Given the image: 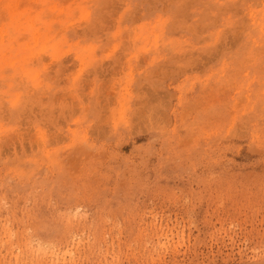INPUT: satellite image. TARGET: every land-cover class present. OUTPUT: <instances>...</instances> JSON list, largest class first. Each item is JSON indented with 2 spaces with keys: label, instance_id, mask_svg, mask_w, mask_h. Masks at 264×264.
<instances>
[{
  "label": "rangeland",
  "instance_id": "rangeland-1",
  "mask_svg": "<svg viewBox=\"0 0 264 264\" xmlns=\"http://www.w3.org/2000/svg\"><path fill=\"white\" fill-rule=\"evenodd\" d=\"M186 1L0 0V264H264V0Z\"/></svg>",
  "mask_w": 264,
  "mask_h": 264
},
{
  "label": "bare ground",
  "instance_id": "bare-ground-1",
  "mask_svg": "<svg viewBox=\"0 0 264 264\" xmlns=\"http://www.w3.org/2000/svg\"><path fill=\"white\" fill-rule=\"evenodd\" d=\"M187 1H188V0H187ZM187 1H186V3H187ZM196 1L198 2V0H196ZM196 1H195V2H196ZM200 1H202V0H200ZM203 1H204V0H203ZM206 1H207V0H206ZM218 1H219V0H218ZM218 1H217V2H218ZM109 2H111V1H109ZM189 2H191V0L188 1V3H189ZM224 2H225V1H224ZM177 3H178V1H177ZM179 3L181 4V2H179ZM200 3H201V2H200ZM219 3H220V2H219ZM219 3H217L216 5H218ZM222 3H223V1H222ZM180 4H179V6H180ZM192 4H193V1L191 2V4L189 3L190 8H191L192 6H194V5H192ZM194 4H195V3H194ZM207 4H208V3H207ZM209 4H210V3H209ZM212 4H213V3H212ZM184 5H186V4H184ZM191 5H192V6H191ZM201 5H202V4H201ZM203 5H204V3H203ZM213 5H214V4H213ZM198 6H199V5H198ZM208 6H209V5H208ZM51 7H52V6H51ZM186 7H187V6H186ZM210 7H211V6H210ZM228 7H229V6H228ZM55 8H56V7H55ZM178 8H180V7H178ZM190 8H188V9L190 10ZM216 8H217V7H216ZM231 8H232V7H231ZM203 9H204V8H203ZM233 9H234V8H233ZM189 10H187V12H186V11H184V12H185V13H188ZM206 10H207V9H206ZM206 10H205V11H206ZM178 11H179V10H178ZM182 11H183V10H182ZM101 12H102V11H101ZM185 13H183V14H185ZM202 13H203V12H202ZM204 13H205V12H204ZM178 14H179V13H178ZM200 14H201V13H200ZM103 15H104V14H103ZM136 15H137V14H136ZM188 15H189V13H188ZM203 15H204V14H203ZM207 15H208V14H207ZM100 16H101V15H100ZM191 16H192V15H191ZM199 16H200V15H199ZM208 16H209V15H208ZM208 16H207V18H208ZM102 17H104V16H102ZM181 17H183L182 14H181ZM205 17H206V16H205ZM132 18H133V17H132ZM132 18H131V19H132ZM178 18H179V15H178ZM202 18H203V17H202ZM133 19H134V18H133ZM135 19H136V18H135ZM175 19H176V18H175ZM184 19H185V18H184ZM187 19H188V18H187ZM198 19H201V16H200V18H198ZM127 20H130V19L128 18ZM135 21H137V19H136ZM173 21H174V20H173ZM176 21H177V20H176ZM193 21H194V20H193ZM198 21H199V20H198ZM204 21H205V20H204ZM206 21H207V20H206ZM206 21H205V23H206ZM215 21H216V20H215ZM215 21H214V22H215ZM114 22H115V21H114ZM183 22H184V21H183ZM186 22H188V21H186ZM186 22H185V23H186ZM202 22H203V20H202ZM131 23H132V22H131ZM178 23H179V21H178ZM198 23H199V22H198ZM198 23H196V24H198ZM207 23H208V22H207ZM200 24H201V23H200ZM200 24H199V26H202V25H200ZM91 25H92V24H91ZM131 25H132V24H131ZM174 25H176L175 22H174ZM174 25H173V26H174ZM207 25H209V24H207ZM210 25H211V24H210ZM96 26H97V25H96ZM128 26H129V25H128ZM178 26H179V25H178ZM184 26H185V25H184ZM194 26H195V25H194ZM196 28H197V27H196ZM39 30H40V29H39ZM88 33H89V32H88ZM11 59H12V58H11ZM41 59H42V58H41ZM12 60H13V61H12L13 63H12L11 61H10V63H12V65H13L15 68H17V66H19V67H20L19 71H22V72L25 73V75L28 76V77H31V76L33 75V71L30 70V69L27 70L25 65L20 66V64H18V63L15 64L14 61L16 60V58H14V59H12ZM30 60H31V59H30ZM41 61H43V60H41ZM3 62H4V61H2V63H3ZM41 63H42V62H41ZM19 67H18V68H19ZM15 72H18V71L15 70ZM41 77H42V76H41ZM21 78H22V77H21ZM23 80H24V79H23ZM17 81H19V80H17ZM15 82H16V81H15ZM16 83H20V82H16ZM20 85H22V84H20ZM28 85H29V84H28ZM29 86H30V85H29ZM44 86H45V85H44ZM22 87H23V86H22ZM27 89H28V88H27ZM29 89H30V88H29ZM19 90H20V88H19ZM41 90H42V89H41ZM43 90H44V89H43ZM32 91H33V90H32ZM38 91H39V89H38ZM38 91H37V92H38ZM16 92H17V91H16ZM32 93H33V92H32ZM43 93H44V92H43ZM25 95H26V94H25ZM30 95H31V94H30ZM35 95H36V94H35ZM38 96H39V95H38ZM28 97H29V96H28ZM41 97H42V96H41ZM41 97H40V98H41ZM31 98L33 99L34 97H31ZM40 98H39V99H40ZM23 99H24V98H23ZM25 99H26V98H25ZM28 99H29V98H28ZM26 100H27V99H26ZM35 100H36V99H35ZM23 101H24V100H23ZM23 101H22V104H25V103H23ZM27 101H28V100H27ZM27 101H25V102H27ZM30 101H31V100H30ZM32 102H33V101H32ZM28 103H29V101H28ZM28 103H26V104H28ZM26 104H25V106H26ZM30 104H31V103H30ZM36 104H37V103H36ZM31 106H32V105H31ZM35 106H36V105H35ZM40 106H41V105H40ZM20 107H21V106H20ZM27 107H29V105H28ZM5 108H6V107H5ZM7 108H8V107H7ZM29 108H30V107H29ZM33 108H34V107H33ZM24 109H25V108H24ZM34 109H35V108H34ZM10 110H11V109H10ZM25 110H26V109H25ZM36 110H38V107H37ZM0 111H1V110H0ZM34 111H35V110H34ZM43 111H45V110H43ZM1 112H2V111H1ZM1 112H0V114H1ZM5 112H6V111H5ZM5 112H4V113H5ZM9 112H11V111H9ZM15 112L18 113L19 111H15ZM24 112H27V111H24ZM28 112H30V111H28ZM34 113H35V112H34ZM34 113H33V114H34ZM2 114H3V113H2ZM17 115H18V114H17ZM22 115H23V114H22ZM24 115H25V114H24ZM34 115H35V114H34ZM9 116H10V115H9ZM15 116H16V115H15ZM1 117H2V116H1ZM1 117H0V118H1ZM17 117H18V116H17ZM23 118H24V117H23ZM26 118H27V117H26ZM28 118H29V117H28ZM31 118H32V117H31Z\"/></svg>",
  "mask_w": 264,
  "mask_h": 264
}]
</instances>
